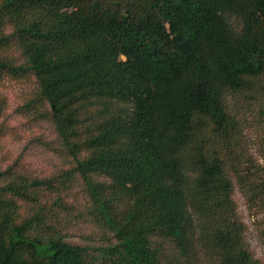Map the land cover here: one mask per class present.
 <instances>
[{
  "label": "trees",
  "instance_id": "obj_1",
  "mask_svg": "<svg viewBox=\"0 0 264 264\" xmlns=\"http://www.w3.org/2000/svg\"><path fill=\"white\" fill-rule=\"evenodd\" d=\"M28 12L38 15L21 20ZM12 35L25 39V59L0 57V75L35 77L114 241L92 248L31 236L37 218L16 222L17 207L4 196L28 199L46 181L8 182L0 184V264H95L96 251L106 264H192L200 222L213 224L217 264H258L242 246L224 161L196 142L206 119L241 181L259 169L234 151L224 98L264 76V0H0V47ZM100 101L114 106L81 139L87 107ZM252 191L259 198L261 184ZM111 192L131 199L121 216ZM165 241L175 251L168 258Z\"/></svg>",
  "mask_w": 264,
  "mask_h": 264
},
{
  "label": "rangeland",
  "instance_id": "obj_2",
  "mask_svg": "<svg viewBox=\"0 0 264 264\" xmlns=\"http://www.w3.org/2000/svg\"><path fill=\"white\" fill-rule=\"evenodd\" d=\"M26 13L21 20L36 17ZM14 23L7 20L3 26L11 33ZM13 36V35H12ZM23 38L12 37L0 47V57L22 63ZM225 108L232 120L234 151L243 164L259 167L248 182L241 181L226 164L220 142L205 119L200 125L196 147L204 154L217 155L223 161L224 175L231 183L230 201L241 229L242 246L257 261L264 264V76L252 89L229 92ZM103 102V103H102ZM104 101L87 107L84 135L101 115L110 113L114 105ZM194 149V150H197ZM88 149L77 155L84 157ZM75 158L70 155L58 137L46 101L39 95L35 77L30 74L0 75V184L44 180V185L29 189L30 198L4 196L17 207L16 222L33 220L29 234L35 237H55L67 242L92 248L106 247L114 241L111 233L99 222L93 210L84 180L74 170ZM95 181H106L94 175ZM261 184L262 193L254 197L252 185ZM113 210L121 216L131 205V199L119 192L108 193ZM194 239L195 254L192 264H217L218 256L211 244L210 222H200ZM161 256L168 258L175 251L169 242L160 243ZM95 264H106L96 251Z\"/></svg>",
  "mask_w": 264,
  "mask_h": 264
}]
</instances>
